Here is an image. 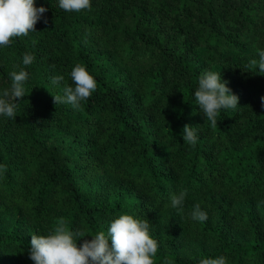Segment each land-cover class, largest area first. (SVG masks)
Returning <instances> with one entry per match:
<instances>
[{"label": "trees", "instance_id": "1", "mask_svg": "<svg viewBox=\"0 0 264 264\" xmlns=\"http://www.w3.org/2000/svg\"><path fill=\"white\" fill-rule=\"evenodd\" d=\"M91 3L35 0L48 23L0 47V98L12 72L29 74L15 118L0 115V264H34L31 235L61 218L91 240L123 214L149 221L155 264H264V73L249 66L264 50V0ZM76 64L97 81L82 110L53 99L75 86ZM205 70L239 97L216 128L194 97ZM185 190L180 214L171 197ZM197 204L207 221L191 218Z\"/></svg>", "mask_w": 264, "mask_h": 264}, {"label": "clouds", "instance_id": "2", "mask_svg": "<svg viewBox=\"0 0 264 264\" xmlns=\"http://www.w3.org/2000/svg\"><path fill=\"white\" fill-rule=\"evenodd\" d=\"M59 7L67 12H80L91 9V0H58ZM45 7L37 8L35 0H0V47L9 46L14 37L27 36L36 31V24L41 19L47 24ZM259 59L250 61V67H258L264 73V50L258 51ZM34 57L25 54L23 64L31 65ZM11 89L3 91L0 98V115L15 118L18 100L25 97V82L28 72H12ZM74 87L64 85V95L53 96L54 103L70 104L74 109L82 110L83 101L97 90V81L82 64H76L70 73ZM64 77L57 75L51 78L53 85H59ZM222 81L220 73L205 70L199 76L198 87L194 92L195 102L210 122L211 127L218 126L217 117L221 110L236 109L239 97L232 93ZM261 108L264 109V97H261ZM183 141L195 146L197 143L196 127L185 125L182 130ZM4 167V166H0ZM187 191H181L171 197V206L178 213H183ZM191 218L205 222L207 213L197 204L191 212ZM148 220H139L132 215L123 214L111 222L107 230L99 232L91 240L84 230L73 231L68 221L61 218L48 235H31L30 259L34 264H155L154 257L158 252V242L149 232ZM83 240V244L78 242ZM199 264H226L224 257L202 258Z\"/></svg>", "mask_w": 264, "mask_h": 264}, {"label": "rangeland", "instance_id": "3", "mask_svg": "<svg viewBox=\"0 0 264 264\" xmlns=\"http://www.w3.org/2000/svg\"><path fill=\"white\" fill-rule=\"evenodd\" d=\"M249 205H250V202H245L243 203L242 208H247Z\"/></svg>", "mask_w": 264, "mask_h": 264}]
</instances>
